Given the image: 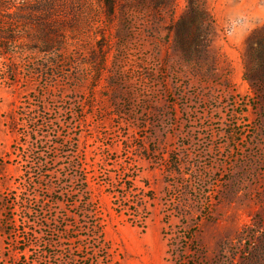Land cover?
<instances>
[{"label": "rangeland", "instance_id": "374dc122", "mask_svg": "<svg viewBox=\"0 0 264 264\" xmlns=\"http://www.w3.org/2000/svg\"><path fill=\"white\" fill-rule=\"evenodd\" d=\"M195 4L200 54L188 0L0 52V264H264V0Z\"/></svg>", "mask_w": 264, "mask_h": 264}, {"label": "trees", "instance_id": "16d2710c", "mask_svg": "<svg viewBox=\"0 0 264 264\" xmlns=\"http://www.w3.org/2000/svg\"><path fill=\"white\" fill-rule=\"evenodd\" d=\"M88 1L69 0V7L61 8L59 0H0V52L14 53V47L26 39L35 40L41 50L62 47L69 34L78 35V19L85 18L89 24L99 19L95 10L85 12L82 9L88 6ZM97 1L108 13H113L114 0ZM208 19L195 0H188L186 11L172 25L173 39L185 54H200L206 48L211 32ZM9 72L15 75L16 66L11 65Z\"/></svg>", "mask_w": 264, "mask_h": 264}]
</instances>
